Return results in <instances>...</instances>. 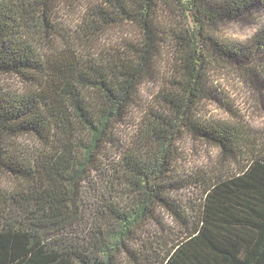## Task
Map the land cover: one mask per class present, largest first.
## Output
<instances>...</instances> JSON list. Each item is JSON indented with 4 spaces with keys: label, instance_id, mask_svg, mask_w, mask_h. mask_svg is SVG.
Here are the masks:
<instances>
[{
    "label": "trees",
    "instance_id": "1",
    "mask_svg": "<svg viewBox=\"0 0 264 264\" xmlns=\"http://www.w3.org/2000/svg\"><path fill=\"white\" fill-rule=\"evenodd\" d=\"M60 2L0 0V264H264V146L200 116L206 100L234 112L209 85L221 70L264 112V0H103L73 30ZM162 5L187 23L171 34L155 106L126 133L169 43ZM230 22L260 26L246 43L213 34ZM127 23L135 43L94 47ZM184 135L225 166L197 179L191 215L175 195L190 185L177 174ZM162 216L179 230L170 246L143 239L153 221L172 233Z\"/></svg>",
    "mask_w": 264,
    "mask_h": 264
},
{
    "label": "rangeland",
    "instance_id": "2",
    "mask_svg": "<svg viewBox=\"0 0 264 264\" xmlns=\"http://www.w3.org/2000/svg\"><path fill=\"white\" fill-rule=\"evenodd\" d=\"M103 0H61L58 5L60 15L65 22V27L77 29L81 25L79 17L90 13L93 6L101 3ZM160 6L157 11L158 23L165 30L163 37L169 42L172 40L171 34L178 32L179 27L186 25L187 21L182 13L174 10L175 14H170L169 10ZM259 24L246 22H230L221 25L213 30V34L225 42L246 43L258 31ZM139 38V28L136 25L127 23L110 28L104 37L96 40L94 47L101 49L118 48V45L135 43ZM162 55L160 64L154 78L149 79L140 89L139 106L133 110L131 119L123 130L126 133H132L135 124L139 122L146 109H152L155 106V98L161 88L168 81V75L171 67L172 54L170 42L161 45ZM19 84L16 80L11 81ZM209 85L219 89L220 96L226 101L232 103L234 112L227 110L220 102L206 100L201 107L200 116L203 120L215 123H225L228 125H243L249 130L251 136L257 144L264 146V112L261 109L260 102L253 95L247 93L244 85L233 73L228 70L213 71L210 74ZM148 111V110H147ZM180 158L177 160L178 178L188 179L190 185L186 189L178 191L175 195L181 200L183 209L191 215L193 210L200 204V198L204 194L202 184L197 181L199 177L216 173L224 166L221 161V153L218 148L202 140H195L188 135H184L178 143ZM189 188V189H188ZM163 222L172 231L164 235L162 224L153 221L147 228V234L143 237L144 241L155 242L163 240L168 241L169 246L177 239L179 230L176 222L169 217H163ZM162 221V220H161ZM170 235V236H169ZM166 236V238H161ZM169 237V238H168ZM160 239V240H159ZM150 247V244L149 246Z\"/></svg>",
    "mask_w": 264,
    "mask_h": 264
}]
</instances>
